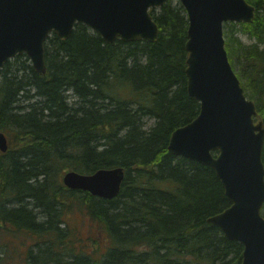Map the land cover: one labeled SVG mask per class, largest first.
I'll list each match as a JSON object with an SVG mask.
<instances>
[{"label": "trees", "instance_id": "obj_1", "mask_svg": "<svg viewBox=\"0 0 264 264\" xmlns=\"http://www.w3.org/2000/svg\"><path fill=\"white\" fill-rule=\"evenodd\" d=\"M246 2L254 21L227 23L223 36L264 130V0ZM150 14L155 43L107 44L76 25L65 41L47 38L44 76L25 55L0 71L9 143L0 153V264H241L243 246L207 222L230 206L214 170L168 151L172 133L199 114L186 90V13L168 1ZM117 167L125 176L110 201L61 182L69 171ZM77 211L92 224L88 250L65 221Z\"/></svg>", "mask_w": 264, "mask_h": 264}, {"label": "water", "instance_id": "obj_2", "mask_svg": "<svg viewBox=\"0 0 264 264\" xmlns=\"http://www.w3.org/2000/svg\"><path fill=\"white\" fill-rule=\"evenodd\" d=\"M168 0H0V71L25 55L34 72L46 74L44 44L51 34L67 40L84 25L112 44L155 43L159 30L150 11ZM187 17L186 90L199 104L198 116L176 129L168 151L214 170L230 206L207 222L225 238L243 246L241 264H264V130L253 101L246 98L232 69L223 36L227 23L250 24L255 8L246 0H179ZM0 132V153L8 151ZM124 178L122 168L91 175L66 172L62 184L103 200L115 199Z\"/></svg>", "mask_w": 264, "mask_h": 264}, {"label": "rangeland", "instance_id": "obj_3", "mask_svg": "<svg viewBox=\"0 0 264 264\" xmlns=\"http://www.w3.org/2000/svg\"><path fill=\"white\" fill-rule=\"evenodd\" d=\"M172 5H176L179 3V0H169ZM238 39L242 42V44L248 46L254 44L255 41L247 36H243L238 34ZM233 70L236 73L235 64L232 66ZM147 127H150L153 124V121H147ZM65 221L67 222L68 226L72 229L71 231L74 232V236L76 237L75 246L76 248L83 247V249L88 250L90 247L89 238L92 234V224L89 221V218L80 211L74 212L73 214L65 217ZM104 244L101 243V250L99 254H102L104 251ZM43 256H40L41 259Z\"/></svg>", "mask_w": 264, "mask_h": 264}, {"label": "bare ground", "instance_id": "obj_4", "mask_svg": "<svg viewBox=\"0 0 264 264\" xmlns=\"http://www.w3.org/2000/svg\"><path fill=\"white\" fill-rule=\"evenodd\" d=\"M236 24H237V23H236ZM117 168H120V167H117ZM64 174H65V173H64ZM64 174H63V175H64ZM63 175H62V177H63ZM124 176H125V173H124ZM61 180H62V178H61ZM123 180H124V178H123ZM122 182H123V181H122Z\"/></svg>", "mask_w": 264, "mask_h": 264}]
</instances>
